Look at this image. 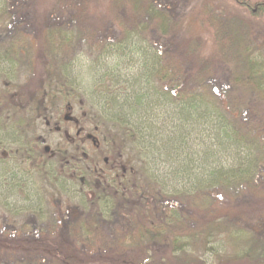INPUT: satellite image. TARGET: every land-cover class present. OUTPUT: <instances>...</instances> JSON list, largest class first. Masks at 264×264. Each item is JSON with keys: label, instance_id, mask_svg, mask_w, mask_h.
I'll use <instances>...</instances> for the list:
<instances>
[{"label": "rangeland", "instance_id": "374dc122", "mask_svg": "<svg viewBox=\"0 0 264 264\" xmlns=\"http://www.w3.org/2000/svg\"><path fill=\"white\" fill-rule=\"evenodd\" d=\"M221 1L0 0V264H79L63 259L68 247L90 261L264 264V222L253 210L264 209L254 197L264 187V137L249 134H264V98L235 82L243 49L227 37L241 30V43L264 57V18L253 23L240 6L223 12ZM187 15L200 31L186 30ZM113 104L190 146L228 150L219 161L249 155L256 181L198 189L200 166L183 156L180 166L158 155L148 162L146 136L108 115ZM238 196L252 206L218 214ZM151 228L165 238H150ZM40 233L62 255L37 247ZM178 239L186 246L173 253Z\"/></svg>", "mask_w": 264, "mask_h": 264}, {"label": "trees", "instance_id": "16d2710c", "mask_svg": "<svg viewBox=\"0 0 264 264\" xmlns=\"http://www.w3.org/2000/svg\"><path fill=\"white\" fill-rule=\"evenodd\" d=\"M233 4H230V0L227 2H220L222 5H224L222 8L218 9L221 11H227V12H236L243 11V9H240V7H243L247 12L250 14L247 16L253 23H257L255 21V18L253 19L251 16H259L264 18V0H231ZM212 4V2H211ZM220 4V5H221ZM219 6V5H218ZM215 7H217L215 5ZM225 9V10H224ZM244 10V11H245ZM243 14V13H242ZM253 16V17H254ZM184 23L186 25V30L194 32L195 30H199L198 21L197 18L193 17V15H187L184 17ZM183 23V24H184ZM189 27V28H188ZM200 31V30H199ZM228 39L232 42L239 43L242 47V52L240 54V60L244 67V73L237 74L235 78V82H240L248 85L253 91H255L257 94L263 96L264 98V85H261V83L264 82V57L258 56L259 53H263L262 47L251 45L248 42H245V40L241 43V40H243V32L237 28H234V30L231 32V34H227ZM264 56V55H263ZM14 98H17L14 100ZM48 98H42L40 101H42L44 104H46V100ZM57 98H49L47 102L54 103L53 100ZM14 102L18 105L21 100L16 96L13 95ZM42 104V105H44ZM228 108L230 111H232L233 106L231 102H228ZM108 115H111L112 118L119 122H124L127 126H129L131 129H136L137 133L140 135V139H144L146 136L147 140L141 142V148L143 149V152L146 154V156L143 154V156L146 158L148 162H150V157L158 155L157 158H166L169 160V163L173 165H179V163H189L191 166L198 165L197 168L198 171L195 172V177L192 178L193 185L196 186L198 189L208 190L212 189V187L215 186H221V187H231L235 186L242 187L243 185H251V182L256 181L255 177L258 174L256 171V167L258 163L249 157V155H236L234 157L233 162L235 164L229 163L230 160L226 161H219L217 159L218 154H221L223 156L227 155L229 152L228 150L220 147L219 145H213V144H207L204 145V143H193L192 146H190L189 143L185 137L181 135H177L176 133L172 131H168L167 135L162 134V132L159 131V128L151 122L146 121L142 116L134 114V112L126 109L122 105L113 104L111 108H108L107 111ZM60 123H70L72 124V121L69 119L62 118ZM57 130L62 131V127H59ZM250 135L253 137H264V134L260 131H250ZM94 143V142H93ZM188 143V144H187ZM217 155V156H216ZM181 156H183L181 162L179 161ZM148 158V159H147ZM227 158V157H226ZM115 166H112L115 168V170H121V176L120 180L123 181L122 184H125L126 181L129 185V181L127 180L128 176L124 177L126 174L124 166L120 168L121 166H118V163H113ZM187 164V165H189ZM186 165V166H187ZM183 166V165H181ZM111 167V168H112ZM188 167V166H187ZM189 169V167L187 168ZM110 170H112L110 167H108ZM180 168V167H179ZM196 169V170H197ZM123 170V171H122ZM145 173L147 172V169H144ZM146 170V171H145ZM108 171V169H107ZM153 171V169L151 170ZM149 171V172H151ZM261 173V172H259ZM148 176L150 179H153L157 182L159 186L164 188L165 186L161 183H164V181L161 179L160 173L158 174L156 170L152 173H148ZM191 179V178H190ZM116 180H114L115 182ZM256 184V183H255ZM258 195L254 194V197L259 200H262L264 203V187L261 191L257 192ZM238 198V199H237ZM249 199V198H248ZM234 204H223L222 209L218 212L219 215H226V214H234V213H240L245 212V209L249 208L247 202L245 201L244 197L238 196L235 199ZM255 201V200H254ZM264 208V207H263ZM172 209V208H171ZM253 210L255 212L260 211L259 213V221L264 222V209H260L259 207L253 206ZM167 217L169 219H176V213H174L173 210L170 211V214L168 212ZM150 238L155 240H163L165 236L164 234L155 230L154 228L151 229H145L144 230ZM1 236V234H0ZM38 240L40 241L37 244V247H40L42 250L48 251L50 253L56 254V255H62V249L61 245L59 243L51 244L50 241H44V235L43 234H37ZM2 237V236H1ZM179 238L184 237H192L191 235H180ZM14 239L15 238H11ZM1 240V238H0ZM21 243L20 240H16ZM185 241L178 239L175 244H173L172 252L175 253L181 248H184L186 245H184ZM51 244V245H50ZM19 246V245H18ZM20 247V246H19ZM64 260H70L74 259L75 261H80L83 264H133L134 261L131 257L126 260H108V259H91L86 258L85 256L81 255L78 251L75 249L68 247L64 251V256H62ZM92 262V263H91Z\"/></svg>", "mask_w": 264, "mask_h": 264}, {"label": "flooded vegetation", "instance_id": "af4514ba", "mask_svg": "<svg viewBox=\"0 0 264 264\" xmlns=\"http://www.w3.org/2000/svg\"><path fill=\"white\" fill-rule=\"evenodd\" d=\"M65 119H69V120H71V121L73 122L72 118H65ZM73 123H74V122H73Z\"/></svg>", "mask_w": 264, "mask_h": 264}]
</instances>
